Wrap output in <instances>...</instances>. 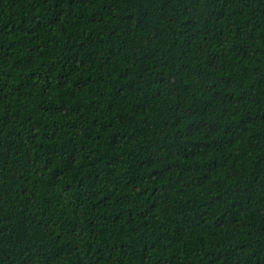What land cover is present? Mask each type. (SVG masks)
I'll use <instances>...</instances> for the list:
<instances>
[{"label":"trees","instance_id":"16d2710c","mask_svg":"<svg viewBox=\"0 0 264 264\" xmlns=\"http://www.w3.org/2000/svg\"><path fill=\"white\" fill-rule=\"evenodd\" d=\"M0 264H264V0H0Z\"/></svg>","mask_w":264,"mask_h":264}]
</instances>
